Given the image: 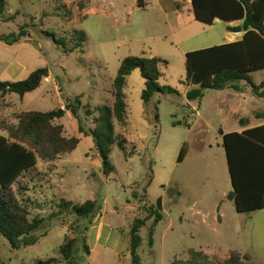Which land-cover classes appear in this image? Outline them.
Listing matches in <instances>:
<instances>
[{
  "label": "rangeland",
  "instance_id": "obj_1",
  "mask_svg": "<svg viewBox=\"0 0 264 264\" xmlns=\"http://www.w3.org/2000/svg\"><path fill=\"white\" fill-rule=\"evenodd\" d=\"M174 1L6 0L0 36L26 25L29 37L11 46L0 42V81L8 79L7 70L14 67L28 72L46 66L52 77L23 98L0 96L1 122L11 124L20 111L47 112L81 97L83 128L93 129V115L112 100L113 72L127 56L152 54L166 60L158 83L179 95H158L146 108L140 98L144 80L139 70L127 77V125L114 122L115 134L126 143L124 150L113 146L109 162L114 171L108 177L101 171L92 139L78 134L71 114L56 121L66 138L82 141L55 167L38 163L40 174L27 183L23 194L29 219L49 216L61 199L78 205L97 200L100 213L88 230L70 218L50 228L45 225L41 232L46 230L47 235L20 250H13L0 236V264H35L49 258L62 264L60 247L68 239H77L75 255L82 264H130V227L135 219L147 216L158 198L163 218L153 230L151 246L152 219L140 229V264H223L232 252L250 254L254 264H264V209L238 213L227 199L232 187L219 134L238 129L237 115L249 119L246 128L258 123L253 114L264 110V97L240 82L239 92L206 90L201 101L187 107L184 52L227 43L228 33L221 22L207 26L195 21L189 6L178 11ZM76 31L88 36L84 49H75ZM251 79L256 85L264 81V71L252 73ZM227 94L230 98H223ZM86 109L92 111L91 117H85ZM182 148L183 160L177 162ZM84 243L89 256L83 252Z\"/></svg>",
  "mask_w": 264,
  "mask_h": 264
},
{
  "label": "trees",
  "instance_id": "obj_2",
  "mask_svg": "<svg viewBox=\"0 0 264 264\" xmlns=\"http://www.w3.org/2000/svg\"><path fill=\"white\" fill-rule=\"evenodd\" d=\"M6 0H0V18L3 19ZM194 20L212 26L216 20L222 22L242 21L237 27H227L231 32H243L241 40L224 43L200 50L185 53V83L194 86L185 94L188 102L202 99L206 90L232 89L239 92L238 83L245 82L258 97H264V81L254 84L250 74L264 70V0H191ZM75 49H83L85 32L76 31ZM29 37L27 26H21L17 32L1 35L0 42L11 46ZM54 40L63 46L62 40ZM167 61L159 57L127 56L118 67L112 80L113 103L97 109V115L86 109L85 117L95 116L92 120L95 127L85 130L79 114L81 97L67 100L61 107L47 112L20 111L14 117L15 122L8 124L0 121V236L13 250H20L37 244L47 231L41 232L47 225L65 222L70 218L77 226L83 224L88 230L92 220L99 215L101 206L97 200H86L82 204H74L65 199L56 204V211L47 217L36 216L29 219V211L24 203L23 194L27 183L35 181L39 170V162L52 165L73 152L80 138L63 135V126L56 121L69 112L76 120L78 134L92 139L93 147L101 159V171L108 177L114 168L109 162V154L114 145L124 150L126 139L115 134V125L126 126L127 110L125 103V87L127 77L139 70L144 80L141 100L147 108L158 95H179L169 86H160L161 66ZM48 77V69L38 68L23 80L10 82L0 81V96L15 94L23 98L40 88L43 79ZM158 103V102H156ZM155 107V111H156ZM253 118L264 120V110L254 113ZM157 123L158 114L154 113ZM241 127L249 125L246 118L239 120ZM157 130V126H155ZM222 135L230 184L232 191L227 199L233 202L238 213H251L264 209V124L246 128L242 132H229ZM184 157L180 150L177 162ZM152 181L150 177L148 186ZM25 182V183H24ZM147 186V187H148ZM162 200L158 198L154 207L147 209V216L135 219L129 230L130 264H140L138 249L142 239L140 229L146 220L152 219L148 244L152 245L155 226L163 218ZM70 222V223H72ZM77 239H68L60 247L62 264H82L83 259L76 257ZM83 252L89 256L90 251L84 243ZM57 260L49 258L38 260L35 264H54ZM175 264V263H174ZM185 264H199L198 261ZM223 264H254L250 254L232 252Z\"/></svg>",
  "mask_w": 264,
  "mask_h": 264
},
{
  "label": "crops",
  "instance_id": "obj_3",
  "mask_svg": "<svg viewBox=\"0 0 264 264\" xmlns=\"http://www.w3.org/2000/svg\"><path fill=\"white\" fill-rule=\"evenodd\" d=\"M173 4L175 5V8L178 10V11H180V9H181V7L182 6H189L190 8H191V11H192V7H191V0H177V1H174L173 2ZM193 14V13H192ZM194 18V17H193ZM217 22H221V23H223L224 25H225V30H226V32L228 33V35H227V43H231V42H235V41H239V40H241V38H242V36H243V32H231V31H228L227 30V27H237V26H240L241 24H242V21H233V22H228V23H226V22H222V21H219V20H216L214 23H217ZM85 35H86V39H85V42H84V44L88 41V36H87V34H86V32H85ZM26 46H30V45H28V44H26ZM84 49V48H83ZM184 53H187V52H184ZM152 57H158V56H154V55H152V54H150L149 55V57H146V58H152ZM160 58V57H159ZM162 59V58H161ZM120 62H121V60L118 62V65H117V68L115 69V71L113 72V78H112V80L114 79V77L116 76V73H117V70H118V67H119V65H120ZM45 68H46V66H45ZM34 70H31V71H28V72H26L25 71V69H22V68H19V67H14L13 69H8L7 70V72H8V79H5V80H2V81H10V82H15V80H14V77H16V76H19V77H21V76H23V75H26L25 76V78H27L28 76H29V74L31 73V72H33ZM262 71H264V70H262ZM26 72V74H24ZM255 73V72H254ZM252 74V73H251ZM251 74H250V77H251ZM52 77V74H51V72L48 70V81H49V79ZM25 78H23V79H25ZM22 79V80H23ZM112 83V82H111ZM258 85V84H257ZM185 86H186V89H185V92H184V96H185V94H186V92L188 91V90H190L191 88H193L194 86H191V85H187L186 83H185ZM126 88V87H125ZM124 93H125V90H124ZM30 94V93H29ZM26 95H28V94H26ZM204 96V95H203ZM224 97H228V98H230V95L229 94H227V95H224L223 96V98ZM111 98H112V100H111V102L108 104V106H110L112 103H113V97H112V91H111ZM125 98H126V96H125ZM203 98V97H202ZM186 99V98H185ZM199 101H201V100H199ZM153 102V101H152ZM193 102H197V101H191V102H188L187 100H186V105H187V107H189L190 106V104L191 103H193ZM126 103V102H125ZM126 110H127V106H126ZM258 112V111H257ZM67 113H69V112H67ZM66 113V114H67ZM256 113V112H255ZM65 114V115H66ZM70 114V113H69ZM64 115V116H65ZM254 115V114H253ZM246 119V116H240V115H237V117H235V119H234V122H236L237 124H238V129H235V130H233V131H235V132H242V131H244V130H246V127H241L240 125H239V120L240 119ZM127 119H128V117H127ZM248 119V118H247ZM249 120V119H248ZM256 120V119H255ZM258 121V123H256V124H254L253 126H259V125H262V124H264V120H257ZM250 122V121H249ZM126 125H127V121H126ZM76 126H77V124H75V128H76ZM253 126H251V127H253ZM223 134H225V132H223L222 130H220ZM233 131H231V132H233ZM227 133H229V132H227ZM219 134H220V132H219ZM221 135V134H220ZM222 136V135H221ZM80 138V137H79ZM84 138H86V137H84ZM126 139V138H125ZM81 141H82V138H80V142H79V144H81ZM78 144V145H79ZM90 148L88 147L87 148V150H89ZM83 154L85 155L84 156V158H86L87 157V152L86 151H84L83 152ZM84 158H83V160H84ZM62 160V159H61ZM91 254H92V250H91Z\"/></svg>",
  "mask_w": 264,
  "mask_h": 264
},
{
  "label": "built area",
  "instance_id": "obj_4",
  "mask_svg": "<svg viewBox=\"0 0 264 264\" xmlns=\"http://www.w3.org/2000/svg\"><path fill=\"white\" fill-rule=\"evenodd\" d=\"M44 81L47 82V81H48V78H47V77L44 78ZM193 110H194V112H195L196 114H198V109L194 108Z\"/></svg>",
  "mask_w": 264,
  "mask_h": 264
}]
</instances>
